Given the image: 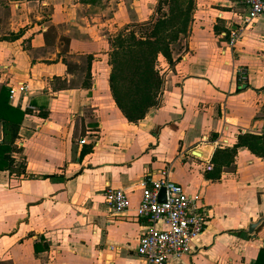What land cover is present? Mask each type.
I'll return each mask as SVG.
<instances>
[{
  "label": "crops",
  "instance_id": "1",
  "mask_svg": "<svg viewBox=\"0 0 264 264\" xmlns=\"http://www.w3.org/2000/svg\"><path fill=\"white\" fill-rule=\"evenodd\" d=\"M165 1L0 0V87L23 113L15 136L0 123V264H145L135 208L143 179L162 172L207 210L192 258L165 264H264V220L248 230L264 208L247 213L264 201V159L239 148L218 176L211 163L264 122V17L247 23L243 0H192L184 53L173 65L157 56L167 74L159 106L129 123L111 98L103 46L156 20L161 3L167 13ZM20 84L26 93L11 100ZM108 188L124 191L127 212L112 213Z\"/></svg>",
  "mask_w": 264,
  "mask_h": 264
},
{
  "label": "trees",
  "instance_id": "2",
  "mask_svg": "<svg viewBox=\"0 0 264 264\" xmlns=\"http://www.w3.org/2000/svg\"><path fill=\"white\" fill-rule=\"evenodd\" d=\"M167 13L154 21L142 23L145 32L137 35L133 31H119L108 39L110 72L108 88L111 98L129 123H137L160 104L163 79L157 70V56L161 55L173 65L172 44L186 36L191 20L192 0H167ZM91 57H86V72L89 75ZM67 71L70 68L67 65ZM248 88L237 84L236 93ZM8 90L0 87V123L17 132L23 113L7 105ZM264 121V111L259 115ZM15 136V135H14ZM232 148L216 149L212 155L214 174L231 166L237 149L245 148L256 157L264 159V132L261 135L245 133L237 136ZM1 149V148H0ZM1 159L9 161L6 148L1 149ZM46 178V177H45ZM261 255L263 253L261 252Z\"/></svg>",
  "mask_w": 264,
  "mask_h": 264
},
{
  "label": "built area",
  "instance_id": "3",
  "mask_svg": "<svg viewBox=\"0 0 264 264\" xmlns=\"http://www.w3.org/2000/svg\"><path fill=\"white\" fill-rule=\"evenodd\" d=\"M246 9V22H253L264 17V0H243ZM237 35L231 33L230 45H233ZM24 85L9 89L12 100L15 95L26 93ZM264 132V122L259 128L253 129V134ZM85 139L79 141L85 144ZM211 166L207 164L206 170ZM142 193L135 215L146 222L145 230L139 237L137 255L145 264H165L170 259L183 256L192 258L193 244L202 234L207 224V210L199 195L187 194L183 188L171 182L167 172H162L160 178L152 180L145 178L141 182ZM164 190V200L159 202L158 196ZM113 214H123L130 208V202L124 191L108 188L103 194Z\"/></svg>",
  "mask_w": 264,
  "mask_h": 264
},
{
  "label": "rangeland",
  "instance_id": "4",
  "mask_svg": "<svg viewBox=\"0 0 264 264\" xmlns=\"http://www.w3.org/2000/svg\"><path fill=\"white\" fill-rule=\"evenodd\" d=\"M167 1V0H166ZM165 1V2H166ZM162 4V3H161ZM161 4L160 5H158V7L156 8V11H157V16L154 18V19H157V18H160V17H162L163 15H165L166 14V8H164L163 9V7H161ZM112 29V28H111ZM146 28H140V27H134L133 28V30H129V31H133L134 33H136L137 35H141V33H143V32H145L146 30H145ZM112 31H113V29H112ZM116 34H119V31H116L114 34H112V35H116ZM111 35V36H112ZM184 38L186 39L187 38V34H186V36H184ZM184 38H182L180 41H177V42H175V43H173L172 44V50H173V52H175V53H173L174 55H176V54H182V53H184L182 50H183V45H182V43H183V39ZM180 42V43H179ZM109 43H107L106 44V46L104 45L103 46V48L104 49H106V50H109ZM107 59H108V57H107ZM109 60V59H108ZM160 63L157 61V68L158 69H160ZM239 75L241 76V77H243V74L245 73V71L244 70H241V71H239ZM161 75V77H162V79H163V82H165V76L167 75L166 73H163V74H160ZM242 81H243V79H241ZM259 111H260V113L261 112H263L264 111V97L263 98H261L260 99V103H259ZM226 197V196H225ZM227 198V197H226ZM229 208L230 207H228V206H226V205H224V203H223V205L220 207V212L221 213H225V216H226V214H227V212H229ZM258 208H264V201L263 202H261L260 204L259 203H257V205H254V204H251L249 207H248V211H247V213H253V212H255ZM232 212V211H231ZM230 213V212H229ZM246 213V214H247ZM226 217H229V215L228 216H226ZM205 230V229H204ZM203 230V231H204ZM203 233V232H202ZM200 237V236H199ZM169 261V260H168ZM167 261V262H168Z\"/></svg>",
  "mask_w": 264,
  "mask_h": 264
},
{
  "label": "water",
  "instance_id": "5",
  "mask_svg": "<svg viewBox=\"0 0 264 264\" xmlns=\"http://www.w3.org/2000/svg\"><path fill=\"white\" fill-rule=\"evenodd\" d=\"M158 200H159V202H163V200H164V190L163 189L159 193ZM263 220H264V217L258 219V221H256L255 223L250 224L249 228H248L249 233H251V230H253V228L255 227L256 224L260 223Z\"/></svg>",
  "mask_w": 264,
  "mask_h": 264
}]
</instances>
